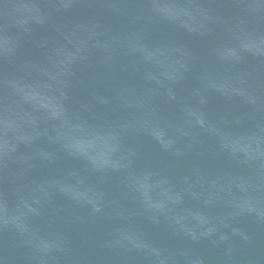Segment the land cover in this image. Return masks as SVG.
I'll use <instances>...</instances> for the list:
<instances>
[{"label":"water","instance_id":"1","mask_svg":"<svg viewBox=\"0 0 264 264\" xmlns=\"http://www.w3.org/2000/svg\"><path fill=\"white\" fill-rule=\"evenodd\" d=\"M0 264H264V0H0Z\"/></svg>","mask_w":264,"mask_h":264}]
</instances>
